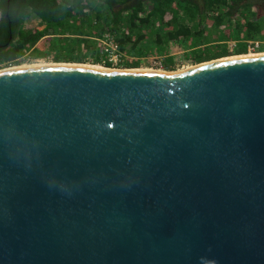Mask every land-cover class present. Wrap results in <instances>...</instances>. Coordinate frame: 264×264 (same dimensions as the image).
<instances>
[{
  "label": "water",
  "instance_id": "obj_1",
  "mask_svg": "<svg viewBox=\"0 0 264 264\" xmlns=\"http://www.w3.org/2000/svg\"><path fill=\"white\" fill-rule=\"evenodd\" d=\"M226 57L0 71V264H264V52Z\"/></svg>",
  "mask_w": 264,
  "mask_h": 264
},
{
  "label": "trees",
  "instance_id": "obj_2",
  "mask_svg": "<svg viewBox=\"0 0 264 264\" xmlns=\"http://www.w3.org/2000/svg\"><path fill=\"white\" fill-rule=\"evenodd\" d=\"M0 12V64L41 41L38 49L52 48L54 62H84L74 53L83 50L93 64L111 67L104 40L123 56L124 68L137 67L127 59L146 55V46L174 44L189 48L197 64L243 54L248 41L264 38V0H0ZM34 19L41 29L28 25ZM232 41H243L235 52L226 46Z\"/></svg>",
  "mask_w": 264,
  "mask_h": 264
},
{
  "label": "rangeland",
  "instance_id": "obj_3",
  "mask_svg": "<svg viewBox=\"0 0 264 264\" xmlns=\"http://www.w3.org/2000/svg\"><path fill=\"white\" fill-rule=\"evenodd\" d=\"M31 26H36L38 28H42L43 25L39 20H32L29 24ZM41 40V39H40ZM41 42V41H39ZM38 42V43H39ZM243 41H232L229 43H226L227 49L230 52H235L237 47H241V43ZM33 48H28L24 54L19 56L15 61L10 63H2L0 64V70L6 69V68H12V67H19L23 65H41V64H55V63H72L75 62H54V55L56 54L55 51L52 48L46 47L43 50H39L37 45ZM248 44L245 47V53H261L264 52V38L263 39H254L247 42ZM148 49L146 50V55L140 56V57H129L127 60L129 61H138L137 67L132 68H124L123 65H121L120 61L116 64H111V69H145V70H161L166 71L165 65L173 66V70H167V71H179L184 70L189 67L195 66L194 63V57L193 54H191V50L189 48L185 49L182 48V45L180 44H174L170 45L169 47H166L165 50L161 48H155L151 46H146ZM213 47L210 49V52L212 51ZM70 50L67 49H60L58 53L62 55H66L69 53ZM80 53L79 51H74V53H78L79 55L83 54L84 62H81L80 64L84 65H99L101 67H105L102 64H93V54L87 53V51L83 52V50ZM243 53V54H245ZM236 55L231 54L229 56ZM226 57V56H225ZM77 64V63H75ZM198 64V63H197Z\"/></svg>",
  "mask_w": 264,
  "mask_h": 264
},
{
  "label": "built area",
  "instance_id": "obj_4",
  "mask_svg": "<svg viewBox=\"0 0 264 264\" xmlns=\"http://www.w3.org/2000/svg\"><path fill=\"white\" fill-rule=\"evenodd\" d=\"M1 19V12H0ZM104 45L106 46L105 51L107 52V60L111 62V64H116L123 60V56L116 50V47L109 41L104 40Z\"/></svg>",
  "mask_w": 264,
  "mask_h": 264
},
{
  "label": "bare ground",
  "instance_id": "obj_5",
  "mask_svg": "<svg viewBox=\"0 0 264 264\" xmlns=\"http://www.w3.org/2000/svg\"><path fill=\"white\" fill-rule=\"evenodd\" d=\"M248 54H253V53H248ZM242 55H246V54H242ZM233 56H235V55L227 56L226 58L233 57ZM43 65H77V64H72V63H55V64H41V65H34V66H43ZM81 65H83V66H90V67H97V68H103V67H101L99 65H96V66L95 65H84V64H81ZM23 67H33V65H23V66H19V67H12V68H6V69L8 70V69H15V68H23ZM192 67H195V66H192ZM189 68H191V67H189ZM6 69H1L0 71L6 70ZM113 70H117V69H113ZM136 70H145V69H136ZM152 71H161V70H152Z\"/></svg>",
  "mask_w": 264,
  "mask_h": 264
}]
</instances>
